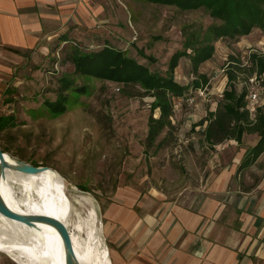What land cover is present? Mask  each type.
<instances>
[{
  "label": "rangeland",
  "instance_id": "obj_1",
  "mask_svg": "<svg viewBox=\"0 0 264 264\" xmlns=\"http://www.w3.org/2000/svg\"><path fill=\"white\" fill-rule=\"evenodd\" d=\"M86 5L89 13L78 10L58 18V33L44 26L49 36L21 57L0 43V115L14 117L13 124L0 130V147L19 160L58 170L65 179V204L81 210L79 198L91 199L104 224V241L111 248L104 216L110 203L119 202L120 196L127 199L140 194L141 199H173L200 188L207 182L215 154L233 153V146L246 148L258 137L246 136L241 145L227 140L214 149L203 141L201 127L194 129L192 123L201 120L208 108L217 107L222 98L228 86L230 54L247 65L250 53H264V30L256 28L249 35L214 42L213 57L199 67V72L210 77L209 84L190 87L182 97L174 98L173 126L157 138L156 144L163 141L157 151L146 152L149 117L152 113L159 116L158 109L152 111L154 97L138 84L123 86L76 74L73 48L77 45L90 52L111 45L165 75L172 54L183 48L184 32L207 37L209 28L219 21L204 8L181 11L144 0H90ZM139 49L156 60L144 58ZM62 77L73 79L76 86L86 85L87 91H69L67 111L56 115L44 101L57 98ZM195 77L190 58L182 57L175 78L191 85ZM251 78L245 80L240 74L238 89L248 84L249 94L259 88L260 78L254 82ZM263 178L264 153L236 174L232 188L250 191ZM14 191L36 205L33 191L2 176V195L9 198ZM21 210L29 214L27 208ZM83 217H87L86 210ZM0 264L18 263L0 250Z\"/></svg>",
  "mask_w": 264,
  "mask_h": 264
},
{
  "label": "crops",
  "instance_id": "obj_2",
  "mask_svg": "<svg viewBox=\"0 0 264 264\" xmlns=\"http://www.w3.org/2000/svg\"><path fill=\"white\" fill-rule=\"evenodd\" d=\"M89 1L0 0V43L23 56L49 36L44 26L58 33L57 19L78 10L89 13ZM216 108H208L201 120ZM198 122L192 128L200 126L206 142L207 121ZM250 135L257 134L244 140ZM257 141L215 154L207 182L177 198L140 194L110 203L104 216L111 264H264V178L250 191L232 188L247 149Z\"/></svg>",
  "mask_w": 264,
  "mask_h": 264
},
{
  "label": "trees",
  "instance_id": "obj_3",
  "mask_svg": "<svg viewBox=\"0 0 264 264\" xmlns=\"http://www.w3.org/2000/svg\"><path fill=\"white\" fill-rule=\"evenodd\" d=\"M152 3L175 6L181 11L206 9L219 23L212 24L207 37H201L194 31L184 32L183 48L175 51L168 64L167 73L162 75L152 71L146 64L111 45H105L96 51H82L77 45L73 48L71 59L74 63L75 73L101 80L113 81L123 86L131 84L140 85L147 94L154 97L152 111L159 109L160 115L149 117V128L146 138V152L154 148L157 151L163 141L156 144L159 135L165 128H171L174 110V98L182 97L192 87L202 88L209 84V76L199 72L202 63L211 59L215 53L214 42L221 38H238L249 35L254 29L264 30V0H144ZM155 38L160 39V36ZM140 54L151 61L156 59L146 55L141 49ZM182 57L191 60L192 70L196 77L191 85H184L175 78V70ZM248 64L233 54L227 60L226 74L228 86L218 101L216 110H209L205 118L196 125L207 126L202 131L204 140L210 147L226 140H236L242 144L246 134H257L258 141L249 147L239 166L238 172L254 164L264 153V102L256 108L254 114L249 107L248 84L241 90L236 83L240 74L248 80L252 76L257 79L264 75V53L255 51L249 54ZM264 100V81H261ZM69 91L83 94L87 91L86 85L76 86L73 79L62 77L60 90L55 100H45L46 107L53 114H62L67 111ZM12 115L0 116V130L13 124ZM5 151V150H4Z\"/></svg>",
  "mask_w": 264,
  "mask_h": 264
},
{
  "label": "bare ground",
  "instance_id": "obj_4",
  "mask_svg": "<svg viewBox=\"0 0 264 264\" xmlns=\"http://www.w3.org/2000/svg\"><path fill=\"white\" fill-rule=\"evenodd\" d=\"M3 177L22 184L36 197L34 206L14 191L9 198L4 197L12 209L22 212L25 207L29 214H38L39 210V214L56 216L67 225L80 264H111L97 208L86 197L79 198L81 210L74 209L71 203L65 204V179L58 170L48 167L38 173H22L8 168ZM0 250L18 264H66L63 240L55 227L42 222L27 226L1 213Z\"/></svg>",
  "mask_w": 264,
  "mask_h": 264
},
{
  "label": "water",
  "instance_id": "obj_5",
  "mask_svg": "<svg viewBox=\"0 0 264 264\" xmlns=\"http://www.w3.org/2000/svg\"><path fill=\"white\" fill-rule=\"evenodd\" d=\"M10 159H13V161H10ZM8 168L22 173H38L42 169L48 168V166H36L23 160L14 159L0 147V213L7 218L24 223L27 226H37L38 222L52 225L58 230L62 237L65 248L66 264H80L73 245L70 230L60 218L48 214H25L15 211L8 205L1 192V179Z\"/></svg>",
  "mask_w": 264,
  "mask_h": 264
},
{
  "label": "built area",
  "instance_id": "obj_6",
  "mask_svg": "<svg viewBox=\"0 0 264 264\" xmlns=\"http://www.w3.org/2000/svg\"><path fill=\"white\" fill-rule=\"evenodd\" d=\"M257 79L256 76H254L253 78H251V81L254 82ZM261 81H264V75L261 76L260 78V85L259 88H254L247 96L248 100H249V107L251 109V112L254 114V112L256 111V108L258 106H261L264 102L263 97H262V93H263V89L261 86Z\"/></svg>",
  "mask_w": 264,
  "mask_h": 264
}]
</instances>
